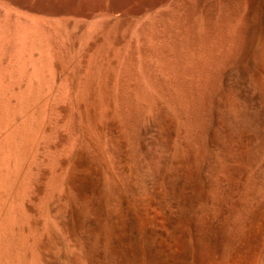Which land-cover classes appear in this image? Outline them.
<instances>
[{"label":"bare ground","instance_id":"obj_1","mask_svg":"<svg viewBox=\"0 0 264 264\" xmlns=\"http://www.w3.org/2000/svg\"><path fill=\"white\" fill-rule=\"evenodd\" d=\"M0 264H264V0H0Z\"/></svg>","mask_w":264,"mask_h":264}]
</instances>
